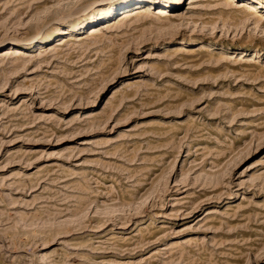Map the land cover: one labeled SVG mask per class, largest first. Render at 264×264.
I'll return each instance as SVG.
<instances>
[{"label": "rangeland", "instance_id": "rangeland-1", "mask_svg": "<svg viewBox=\"0 0 264 264\" xmlns=\"http://www.w3.org/2000/svg\"><path fill=\"white\" fill-rule=\"evenodd\" d=\"M129 1L0 0V264H264V0Z\"/></svg>", "mask_w": 264, "mask_h": 264}, {"label": "bare ground", "instance_id": "bare-ground-1", "mask_svg": "<svg viewBox=\"0 0 264 264\" xmlns=\"http://www.w3.org/2000/svg\"><path fill=\"white\" fill-rule=\"evenodd\" d=\"M133 1H136V0H130L128 3H127V5L129 6V5H132V3H133ZM138 2H143V1H145V0H137ZM197 0H190V2H196ZM216 2H219L220 0H215ZM234 0H223V5H224V3H226V4H230V3H232ZM131 2V3H130ZM140 2V3H141ZM219 4V3H218ZM217 4V5H218ZM122 8L124 7V5L123 6H121ZM199 6H191V8H198ZM235 7L236 8H243V9H245V10H247V11H250V10H254V11H257V7H256V5H254L252 2H249V1H246V0H240V1H237V3L235 4ZM144 9H145V6H139V7H136V8H134V9H132V10H126V11H124V12H122L121 13V15H120V18H118L119 19V21H121V20H127V19H129L130 17H132L133 15H136L137 13H140V12H142V11H144ZM115 10H118V8H112L111 10H108L107 12H109V13H113ZM165 12V10H159L158 11V13H164ZM104 16H100V15H97V16H95V18H94V20H98V19H102ZM105 23H107V24H103L102 26L103 27H109L110 25H112V24H114L115 22H112V21H108V22H105ZM76 25L75 26H77V28L78 29H80L81 28V26H82V23H80V22H78V23H75ZM118 24V23H117ZM74 25V23L73 24H71L70 25V29H72V31L74 30V29H76L75 28V26H73ZM102 26H99V28L98 27H92L90 30H89V33L90 34H92V33H95V32H98L99 31V29H100V27H102ZM77 30V29H76ZM79 33L77 32L76 33V35H78ZM72 35V36H71ZM73 35H75L74 33H72V34H70V35H65V36H63L60 40H58V41H55V45H64V44H66L69 40H72V39H75L74 37H73ZM208 49V48H207ZM128 83H130V82H128Z\"/></svg>", "mask_w": 264, "mask_h": 264}]
</instances>
